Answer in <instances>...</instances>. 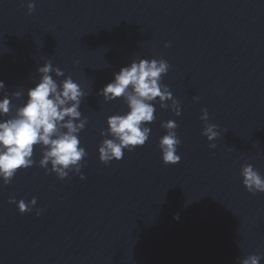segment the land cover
Returning a JSON list of instances; mask_svg holds the SVG:
<instances>
[{
	"label": "water",
	"instance_id": "95a60500",
	"mask_svg": "<svg viewBox=\"0 0 264 264\" xmlns=\"http://www.w3.org/2000/svg\"><path fill=\"white\" fill-rule=\"evenodd\" d=\"M137 58L168 61L162 83L181 114L157 103L145 145L105 165L97 149L113 138L106 119L127 107L97 92ZM47 60L87 93L79 134L87 155L61 180L51 164L41 167V146L32 167L7 185L0 179V264L264 257V193L250 194L241 182L247 166L264 177V0H0V80L20 93L0 119L26 103ZM202 108L220 132L212 142L201 135ZM169 119L176 129L161 125ZM169 131L181 141L174 165L162 162L158 147ZM12 197L37 202L20 213Z\"/></svg>",
	"mask_w": 264,
	"mask_h": 264
},
{
	"label": "clouds",
	"instance_id": "9594fccd",
	"mask_svg": "<svg viewBox=\"0 0 264 264\" xmlns=\"http://www.w3.org/2000/svg\"><path fill=\"white\" fill-rule=\"evenodd\" d=\"M169 68L170 64L163 58L133 59L120 67L119 71H114L113 78L97 92L105 103L122 99L127 107L123 114L110 115L106 119L107 133L113 138L103 140L98 146L102 163L107 165L113 160L120 161L125 150L133 151L145 145L151 132L149 125L156 119L157 103L160 108L169 109L176 116L181 114L179 101L174 98L169 86L162 83V76L168 73ZM37 73L39 79L27 89L26 103L16 110L15 116L0 119V179L4 180L5 185L20 170L35 164L33 157L38 147L43 146L41 167L48 172L47 166L51 164V172H55L61 180L68 176L70 166L79 168L87 155L79 138L88 122L80 110L87 93L71 76H65L61 68L53 66L51 60L38 66ZM53 73L64 79L57 82ZM0 93V116H6L12 110L13 96L20 93H9L2 80ZM193 99L198 100L199 97ZM200 119L204 122L201 135L209 142L214 141L220 132L216 124L209 123L207 108L201 109ZM161 125L168 129L178 127L171 119L162 121ZM105 134L102 129L100 135ZM180 143L176 131H169L159 139L158 147L165 165L180 161L181 157L177 154ZM209 147L215 148L216 145L209 143ZM241 176V182L250 194L264 193V177L251 166L243 168ZM9 202L16 203L19 212L24 213L30 211L37 201L33 197L26 203L12 197ZM40 211L37 209L36 214L39 215ZM175 219H179V216ZM261 258L264 257L252 255L243 259L241 264H259Z\"/></svg>",
	"mask_w": 264,
	"mask_h": 264
}]
</instances>
